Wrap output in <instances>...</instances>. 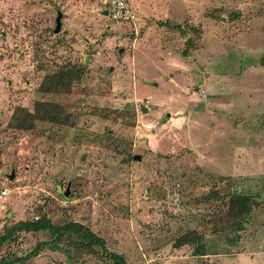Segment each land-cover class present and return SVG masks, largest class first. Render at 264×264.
<instances>
[{
	"label": "rangeland",
	"instance_id": "1",
	"mask_svg": "<svg viewBox=\"0 0 264 264\" xmlns=\"http://www.w3.org/2000/svg\"><path fill=\"white\" fill-rule=\"evenodd\" d=\"M127 2L134 19L117 22L106 0H0V235L44 215L104 241L90 253L78 234L54 244L47 231H21L0 258L264 264V0ZM67 63L84 67L78 83L38 91ZM35 101L63 104L74 123L7 126L14 107ZM227 190L251 197L239 230L225 219ZM212 191L222 198L206 200ZM191 229L203 255L179 244Z\"/></svg>",
	"mask_w": 264,
	"mask_h": 264
},
{
	"label": "trees",
	"instance_id": "2",
	"mask_svg": "<svg viewBox=\"0 0 264 264\" xmlns=\"http://www.w3.org/2000/svg\"><path fill=\"white\" fill-rule=\"evenodd\" d=\"M258 63L264 66V53L259 57ZM84 72V67L80 65H73L70 63L59 65L56 70L43 76L38 86V91L53 93L57 92L59 89H69L81 80ZM74 120L75 117L72 113L61 103L52 102L48 107H45L42 102L35 101L32 110H28L22 106L14 107L8 119L7 126L18 130H30L37 121L72 125ZM221 177L223 178V176ZM224 195L228 198L224 214L227 225L233 230H239L245 224L244 217L251 212V197L246 194H233L229 190H227ZM205 198L206 200H216L221 199L222 195L217 191H212L205 196ZM21 231H47L49 233V241L54 244L62 238L64 233L78 234L81 235V240L78 241L81 251L96 253V250L93 248L94 246L104 248L103 239L85 225L75 221L56 225L51 223L44 215H38L34 219L18 220L10 226L4 227L3 233L0 235V245L6 241L17 238V234ZM202 240L203 235L195 229H191L184 232L179 237L178 241L179 244L195 245L194 252L198 255H203L204 245ZM6 256L9 257V260H6V257H1L0 264L22 262L26 257L14 256L11 253ZM108 257L112 261V264H124V259L119 254L110 253Z\"/></svg>",
	"mask_w": 264,
	"mask_h": 264
},
{
	"label": "built area",
	"instance_id": "3",
	"mask_svg": "<svg viewBox=\"0 0 264 264\" xmlns=\"http://www.w3.org/2000/svg\"><path fill=\"white\" fill-rule=\"evenodd\" d=\"M106 16L117 22H127L134 19V14L127 0H106ZM5 193V190L2 191Z\"/></svg>",
	"mask_w": 264,
	"mask_h": 264
},
{
	"label": "water",
	"instance_id": "4",
	"mask_svg": "<svg viewBox=\"0 0 264 264\" xmlns=\"http://www.w3.org/2000/svg\"><path fill=\"white\" fill-rule=\"evenodd\" d=\"M103 14L106 15V11H103ZM60 27V13L58 12L56 17H55V26H54V32H57L59 30ZM119 52H121V50H119ZM144 110V109H142ZM136 158L138 159L139 156H136ZM9 178H12V174L9 175Z\"/></svg>",
	"mask_w": 264,
	"mask_h": 264
},
{
	"label": "crops",
	"instance_id": "5",
	"mask_svg": "<svg viewBox=\"0 0 264 264\" xmlns=\"http://www.w3.org/2000/svg\"><path fill=\"white\" fill-rule=\"evenodd\" d=\"M259 59V58H258ZM204 81V80H203ZM204 83H205V81H204ZM201 86H202V84H201ZM206 87V86H205ZM169 120H177V121H179V119H180V117H177V118H173V117H170V118H168ZM181 121V120H180Z\"/></svg>",
	"mask_w": 264,
	"mask_h": 264
}]
</instances>
